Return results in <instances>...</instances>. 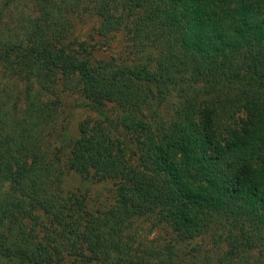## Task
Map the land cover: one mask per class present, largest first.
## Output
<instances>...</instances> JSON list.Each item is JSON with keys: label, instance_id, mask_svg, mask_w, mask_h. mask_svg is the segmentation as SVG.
<instances>
[{"label": "trees", "instance_id": "trees-1", "mask_svg": "<svg viewBox=\"0 0 264 264\" xmlns=\"http://www.w3.org/2000/svg\"><path fill=\"white\" fill-rule=\"evenodd\" d=\"M32 1L0 0V264H261L264 0ZM83 17L127 32L131 58H92ZM66 93L100 118L76 139ZM68 174L115 183L113 202ZM144 219L173 244L149 246ZM208 234L222 256L183 253Z\"/></svg>", "mask_w": 264, "mask_h": 264}, {"label": "rangeland", "instance_id": "rangeland-1", "mask_svg": "<svg viewBox=\"0 0 264 264\" xmlns=\"http://www.w3.org/2000/svg\"><path fill=\"white\" fill-rule=\"evenodd\" d=\"M23 6L34 7L32 0H25ZM25 9V7H24ZM76 36L81 42L87 43L90 47L88 53L92 58L111 60L117 59L119 61L126 58H131L132 47L128 43L127 32H117L109 35V37L101 36L99 33V21L95 17H83L77 21L75 25ZM62 105V123L61 127L65 131L67 137L78 138L79 129L82 122L89 119L93 121L100 120L99 116L92 113L83 106V100L80 96L72 95L69 93L61 96ZM156 112L153 117H159L157 121L161 123V118L164 121H169V115L166 111L158 106H155ZM120 127L119 125L117 126ZM122 129V128H119ZM118 139L123 140V135L120 133ZM66 179L65 188L67 190L86 193L90 196L92 201L97 205V208L101 206L109 207L115 197L116 184L113 182H97L91 175L88 179L83 178L77 174H68ZM90 179V180H89ZM94 204V205H95ZM137 234L141 239L148 243L149 246L167 247L171 245L173 235L169 228L163 225H155V221L152 219L142 220L137 227ZM226 248L219 236L212 237L208 234L200 239H197L191 244L184 245L183 253L189 255L188 258L197 255L202 260L214 259L218 256H222ZM182 253V254H183ZM261 253V252H260ZM259 252L255 253V257L259 258V263L264 264V257ZM264 255V250H263Z\"/></svg>", "mask_w": 264, "mask_h": 264}]
</instances>
